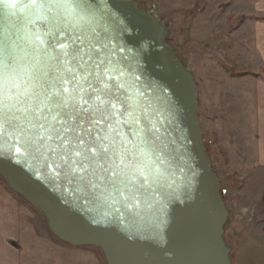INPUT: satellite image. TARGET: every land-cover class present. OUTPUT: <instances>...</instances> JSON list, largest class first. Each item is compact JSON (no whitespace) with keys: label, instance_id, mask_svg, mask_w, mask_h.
Returning <instances> with one entry per match:
<instances>
[{"label":"snow or ice","instance_id":"obj_1","mask_svg":"<svg viewBox=\"0 0 264 264\" xmlns=\"http://www.w3.org/2000/svg\"><path fill=\"white\" fill-rule=\"evenodd\" d=\"M98 11L96 0H0V155L39 164L122 222L154 218L158 236L177 166L166 118L137 71L145 49L113 45Z\"/></svg>","mask_w":264,"mask_h":264},{"label":"water","instance_id":"obj_2","mask_svg":"<svg viewBox=\"0 0 264 264\" xmlns=\"http://www.w3.org/2000/svg\"><path fill=\"white\" fill-rule=\"evenodd\" d=\"M96 5L94 27L101 35L114 37L113 45L145 49L137 71L149 97V86L158 90L159 100L153 104L166 118L162 134L174 149L177 166L175 183L157 206L163 220L156 229L159 235H153L154 218L135 225L122 222L117 213L49 183L35 170L39 164L30 169L14 157L0 155V178L42 216L54 239L69 247L98 250L106 264H230L224 241L229 215L202 140L193 74L165 43L167 27L153 11L124 0H96Z\"/></svg>","mask_w":264,"mask_h":264},{"label":"rangeland","instance_id":"obj_3","mask_svg":"<svg viewBox=\"0 0 264 264\" xmlns=\"http://www.w3.org/2000/svg\"><path fill=\"white\" fill-rule=\"evenodd\" d=\"M124 1L156 14L167 27L165 43L193 74L202 140L229 215L224 241L230 264L264 263V176L248 173L252 151L241 166L224 149L238 119L246 115L253 82L264 83V66L255 56L250 28L240 31L236 12L221 0ZM30 210L38 233L53 238L42 216Z\"/></svg>","mask_w":264,"mask_h":264},{"label":"crops","instance_id":"obj_4","mask_svg":"<svg viewBox=\"0 0 264 264\" xmlns=\"http://www.w3.org/2000/svg\"><path fill=\"white\" fill-rule=\"evenodd\" d=\"M221 1L236 12L239 18L235 23L240 31L250 28L255 56L264 66V0ZM247 96L246 115L238 119L241 121L224 149L241 166L249 161L252 151L248 173L259 178L264 176V83L255 80ZM100 257L97 250L69 247L39 234L30 208L0 181V264H101ZM260 262L257 263L264 264Z\"/></svg>","mask_w":264,"mask_h":264},{"label":"trees","instance_id":"obj_5","mask_svg":"<svg viewBox=\"0 0 264 264\" xmlns=\"http://www.w3.org/2000/svg\"><path fill=\"white\" fill-rule=\"evenodd\" d=\"M3 181V180H2ZM4 183V182H3ZM5 185V184H4ZM13 194V193H12ZM15 195V194H14ZM16 196V195H15ZM16 197H18V196H16ZM19 198V197H18ZM21 200V199H20Z\"/></svg>","mask_w":264,"mask_h":264}]
</instances>
